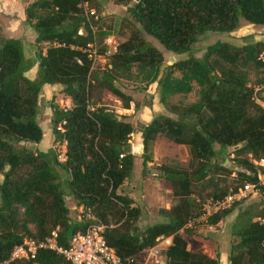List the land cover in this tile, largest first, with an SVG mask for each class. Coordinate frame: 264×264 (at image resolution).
<instances>
[{"label":"trees","instance_id":"1","mask_svg":"<svg viewBox=\"0 0 264 264\" xmlns=\"http://www.w3.org/2000/svg\"><path fill=\"white\" fill-rule=\"evenodd\" d=\"M85 1L95 9L94 15L86 17L79 0L26 4L24 22L38 47L33 61L24 56L18 38L3 37L0 29V264H71L47 247L36 248L32 259L9 260V254L24 238L38 243L52 231L56 246L66 248L72 234L90 223L104 224L103 237L122 264L137 262L138 255L165 238L162 264H220L217 252L208 256L187 248L184 236L194 233L198 224L190 228L184 224L200 214L205 201L221 199L244 182H258L260 195L255 198H264V165L251 161L264 159V108L255 102L256 97L264 101V91L255 90V85H264V41L240 45L214 41L200 57L190 53V46L205 31L230 33L242 22L264 25V0H111L125 6L135 25L96 72L80 48L94 41L97 53L104 54L102 40L111 34L98 24L100 0ZM141 33L172 54L188 55L176 60L172 55L173 61L163 64L162 52ZM34 64L35 76L29 79L24 73ZM131 75L145 85L155 82L158 102L174 117L157 113L134 127L100 102L106 91L122 108H129L132 96L116 81ZM193 83L198 87L196 101L185 105L167 101L190 92ZM43 84L60 85L59 92L69 98L66 109L48 103L52 145H64L62 161L54 147L32 151L20 144L42 138L37 103ZM132 104L137 110L138 104ZM134 131L140 132L142 154L148 144L163 137L185 146L188 155L183 166H159L173 203L159 210L162 220L144 226L136 224L139 206L117 192L133 167L128 139ZM215 145L218 150L230 147L238 166L217 163ZM59 167L67 174L63 181L57 175ZM67 199L75 208L89 207L95 219L70 217ZM227 209L206 222L215 224ZM236 210L227 263L264 264V208L238 205Z\"/></svg>","mask_w":264,"mask_h":264},{"label":"rangeland","instance_id":"2","mask_svg":"<svg viewBox=\"0 0 264 264\" xmlns=\"http://www.w3.org/2000/svg\"><path fill=\"white\" fill-rule=\"evenodd\" d=\"M101 8L98 14V24L105 30L109 31V34L113 36L115 42H119L127 38L134 28L133 24L128 20V14L125 6H121L113 3L111 0H100ZM94 9V8H93ZM95 10V9H94ZM96 12V11H95ZM28 26V25H27ZM27 26H23V33L20 30L23 40L20 41L23 44V52L26 57L34 60V53L36 46L32 45L30 37L27 36ZM21 28V27H20ZM33 33V31H29ZM141 35L152 45L156 46L163 54V64H170L173 59L170 56H174V59L184 58L188 53L183 54H172L166 51L161 44L150 36L141 33ZM249 36V37H248ZM17 37V36H16ZM250 40H262L264 41V25H255L242 22L241 26L230 32H212L205 31L197 37V40L191 44L190 53L193 56L200 57L204 51L206 45L214 41H227L234 45H240L246 41ZM33 46L31 51L30 47ZM42 46V45H41ZM44 48H41L43 51ZM34 51V52H33ZM104 59L98 60L94 64L92 71H98L103 67ZM132 70V75L134 74V68ZM130 79H117L116 83L123 90V92L128 93L132 96V102H130L129 107L132 106L133 102L138 104V109L135 111L121 110L118 112V108H122L119 100L114 96L104 91L100 102L107 108L113 110L115 114L121 115V118L125 121H129L134 127L138 124L144 122L148 118L150 112H154L157 108H161L162 113L168 114L174 117L173 114H169L167 110L160 104L157 103V94L155 92V82L145 85L143 82L138 80V77H132ZM249 83H253L254 75L249 73L248 75ZM255 90L264 91V85H255ZM198 99V87L193 83L192 89L186 94H174L167 98V101L171 104L185 105L194 102ZM54 101L59 107L64 105L68 100L66 96L57 91V89L52 88L51 90L42 93V96L38 99L37 107V121L40 128L42 129L43 135L39 142L28 143L20 142L24 144L27 149L32 151L45 150L46 146L54 147L55 153L58 154V148L60 144L52 145V133H51V122L49 118V102ZM255 102L264 108V101L259 98H255ZM117 107V108H116ZM147 108L146 113L142 114L143 121L139 120V113ZM51 111V110H50ZM120 112H126L122 114ZM142 113V112H141ZM137 135L132 132L129 135L128 143L130 149L136 154L135 166L132 168L130 175L126 178L121 186L117 189V192L126 195L133 199V205H137L140 208L141 214L140 218L137 220L136 224L139 226H144L151 223L153 220H162L159 210L163 208H168L172 203L173 199L170 194V189L168 183L160 175V165H185L188 160L187 149L185 146L177 145L172 142L167 141L163 137L156 138L152 143L148 144L147 150L142 154L141 139L137 138ZM215 150L218 151L215 156V161L217 163L224 160V164L230 167H237L238 164L235 162L234 155L231 153V148L226 147L223 150H218V146H214ZM144 156L147 158L145 159ZM251 159V158H250ZM144 160V164L142 163ZM252 161V159H251ZM57 175L60 181L67 178V174L62 170L61 167L57 168ZM68 200V201H67ZM66 200V204L69 207V216L74 218L73 208H71L73 202L70 199ZM249 206L254 205L257 208H264L263 202L255 197H247L239 201L238 203L232 204L227 210L228 214L223 216L215 224H209L206 221L198 223L195 228L194 233L187 235L188 249L194 252H202L204 254L213 255L215 252H222V256L227 257L229 246L233 240L231 235V224L234 222L237 214V206ZM158 245L163 247L166 243L161 241ZM144 254L137 256L139 262H144ZM162 262V257L159 258Z\"/></svg>","mask_w":264,"mask_h":264},{"label":"built area","instance_id":"3","mask_svg":"<svg viewBox=\"0 0 264 264\" xmlns=\"http://www.w3.org/2000/svg\"><path fill=\"white\" fill-rule=\"evenodd\" d=\"M79 6L82 8L83 14L85 16H90L95 14V10L89 7L85 0H79ZM102 43L106 46L104 54H99L96 51V43L94 41L89 42L85 47L80 48L82 52L85 53L86 57L91 61V68L96 61L105 59V55L115 51L116 42L111 35H106ZM63 109L69 107L68 103L61 106ZM87 108L91 109V107ZM57 130H62L61 124L56 125ZM58 148L57 159L62 161L64 159V145L61 144ZM123 154H119L118 158H121ZM255 165H264V159L260 158L258 160L252 159ZM233 175V173L231 174ZM263 176L257 171V179L262 182ZM258 182H244L239 185L235 190L229 191L223 198L210 201L207 200L203 203L201 212L198 216L187 219L184 227H194L202 221H206L207 218L219 210L229 208L233 203L240 201L241 199L247 197L259 196ZM264 205V198H261ZM76 215L78 218H83L84 220H94L95 217L89 207L79 205L76 208ZM104 224L101 223H90L83 231H77L72 234L69 239L68 246L66 248L57 247L55 244V232L52 231L50 236L42 242L35 243L34 241L24 238L19 244L15 245L9 254V260L13 259H32L35 254V250L38 247H47L55 249L57 252L61 253L71 264H122V260L114 252V249L109 246L104 237L103 229ZM164 243H168V238L161 239ZM160 241V242H161ZM159 242V243H160ZM154 245L145 250V255L143 257L144 262H132L127 261L125 264H144V263H155L160 264V251L161 247ZM143 253V254H144ZM32 264H38L33 262Z\"/></svg>","mask_w":264,"mask_h":264},{"label":"crops","instance_id":"4","mask_svg":"<svg viewBox=\"0 0 264 264\" xmlns=\"http://www.w3.org/2000/svg\"><path fill=\"white\" fill-rule=\"evenodd\" d=\"M30 1L31 0H0V29H1V33H2L3 37H13V38H18L19 40L20 39L23 40L22 36H20L21 34L18 35V33H20V30L23 33L24 32L23 31V26L24 25L27 26V24L24 22V8H25L26 4L28 2H30ZM28 30L30 31L31 29L28 27L27 31ZM29 31H28L27 36L30 37L31 43L33 45L34 33L31 34V33H29ZM21 44H22V42H21ZM22 46H23V44H22ZM30 49L32 51L33 50V46L30 47ZM23 54H24V52H23ZM24 56H25V54H24ZM35 70H36V65L34 64L24 74L29 79H32L35 76ZM54 87L59 92L60 85H58V84H43L41 86V88H40L38 99H39L40 96H42V93L47 92V91L51 90ZM66 100H68V102H66V103L69 104V98L68 97H66ZM157 103H158V96H157ZM121 110H124V108H121V109L118 108V112L121 111ZM125 110L133 111V108L131 106L129 108H126ZM146 110H147V108L145 107V109H143L141 111L142 113L141 112L139 113V117H140L139 120L140 121H143V120H141L142 117H143L142 114L146 113ZM152 111H154V112H152V113L150 112L148 118H146V120H144V122H142V124L147 123L154 114L162 113L161 108L160 109L157 108L156 110L152 109ZM120 113L126 114V112H120ZM49 114L51 115L50 108H49ZM49 121H50V118H49ZM135 133L138 134L137 138L140 139V132L135 131ZM48 147L49 146H46L45 150ZM45 150H41V151H45ZM131 151H132V154H133V167H134L135 166V162H136V154H135V152L133 150H131ZM71 208H73L76 211V208H75L74 204H72ZM73 213H74V211H73ZM75 217L78 218L77 215ZM184 238L187 240V235H185ZM187 248H188V243H187ZM214 254L211 255V254L208 253L206 255L214 256ZM218 254H219L218 258H219L220 264H228L226 257L222 256V252H218Z\"/></svg>","mask_w":264,"mask_h":264},{"label":"water","instance_id":"5","mask_svg":"<svg viewBox=\"0 0 264 264\" xmlns=\"http://www.w3.org/2000/svg\"><path fill=\"white\" fill-rule=\"evenodd\" d=\"M34 55H35V53H34ZM161 264H162V262H161Z\"/></svg>","mask_w":264,"mask_h":264}]
</instances>
